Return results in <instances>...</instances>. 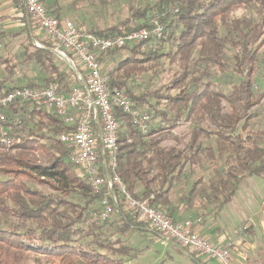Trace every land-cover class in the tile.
I'll return each mask as SVG.
<instances>
[{
    "label": "trees",
    "instance_id": "trees-1",
    "mask_svg": "<svg viewBox=\"0 0 264 264\" xmlns=\"http://www.w3.org/2000/svg\"><path fill=\"white\" fill-rule=\"evenodd\" d=\"M13 1L15 8H22L21 0ZM91 1L106 7L124 4ZM61 2L47 5L60 20L67 13ZM74 3L77 9L78 1ZM127 6V17L90 31L112 38L151 29L157 22L164 37L156 51L141 44L100 56L103 63L129 49L108 72V85L124 91L135 108L152 118L151 131L143 136L129 116L119 113L117 174L135 199L150 201L176 221L173 190L195 167L208 163L209 176L192 182L179 203L217 219L245 179H264V129L255 128L257 108L264 100V0H129ZM21 19L24 32L33 29L27 14ZM3 38L0 29L1 45ZM22 48L18 64L38 68L41 81L20 86L15 81L18 65L0 53V65L5 66L0 91L69 85L66 70L48 49L37 48L32 37ZM161 60L169 65V81L137 91L141 85L136 81L150 72L156 75ZM156 119L160 122L154 128ZM182 123L194 125L184 148L162 147ZM5 127L18 143L7 146L0 140V264H131L137 251H129L134 248L119 236L149 225L123 207L102 225L87 224L99 211V196L69 161V151L58 138L66 130L62 121L43 109L16 103L7 110ZM188 165L192 169L186 171ZM38 185L57 194H44Z\"/></svg>",
    "mask_w": 264,
    "mask_h": 264
},
{
    "label": "built area",
    "instance_id": "built-area-1",
    "mask_svg": "<svg viewBox=\"0 0 264 264\" xmlns=\"http://www.w3.org/2000/svg\"><path fill=\"white\" fill-rule=\"evenodd\" d=\"M51 0H21L27 14L45 38L34 41L37 48L49 50L64 66L69 76L66 83L43 87H20L0 91V140L12 146L18 141L8 136L5 127L7 110L12 104L27 103L58 117L66 130L58 137L69 151V161L81 173L90 191L99 196V211L87 222L102 225L111 219L115 209L135 214L161 236L188 253L204 256L218 264H233L232 253L237 242L221 246L194 229L201 221H174L150 201L137 200L117 174L120 156L119 113L130 117L140 135H149L152 118L135 108V103L122 90L109 87L110 77L103 71L100 56L118 49L148 44L153 51L164 37V28L155 22L151 29H141L112 38L100 37L69 19H57L47 5ZM48 43V45H47ZM153 198V197H152ZM246 228L239 229L240 238ZM240 240V239H238Z\"/></svg>",
    "mask_w": 264,
    "mask_h": 264
},
{
    "label": "rangeland",
    "instance_id": "rangeland-1",
    "mask_svg": "<svg viewBox=\"0 0 264 264\" xmlns=\"http://www.w3.org/2000/svg\"><path fill=\"white\" fill-rule=\"evenodd\" d=\"M61 1H62L61 4L66 5V9L64 10V13L65 11H67L66 15H64L65 17L62 16L61 18L69 19L77 27H84L89 30H91L93 27H97L98 29L104 28L110 24L115 23L121 18L127 17L129 13V9L127 6L129 0H122V3L124 4H120L119 6H117V4H114L112 6L110 3L107 5V7L98 2L93 4L91 0H61ZM76 1H78L77 9L74 3ZM0 19L3 20L2 23H0V29L4 31V38L2 40V45L0 44V53L3 56H9L10 59L13 60V63H16L18 65V69L15 72V81L19 80L20 86L26 84L28 80H35L38 82L41 81L42 75L41 72L38 71V68L30 64L29 65L18 64L21 62V60H23L21 58V52L23 51L22 46L24 44H28V39L30 37L24 36L22 34L23 33L22 28L19 25L6 21L4 16L0 17ZM31 26L33 27V32H37V33L40 32L38 31L39 29L34 25L33 21ZM33 39L40 42L46 41L42 34H39L37 36L33 35ZM127 50L121 52L115 57L106 58L102 63L104 68L103 71L106 73L111 71L120 59H123L128 55ZM55 60L56 63L58 64V67L60 69H64V66L60 64L56 58ZM160 65L161 67L159 66V70L156 75L150 72L148 74H145L141 80L140 79L137 80L138 82L136 81V85L137 84L141 85L140 86L141 88H139L140 90L137 91H142V89L148 86H150V89L159 88L161 85L169 81L168 79L170 78V73H169L168 63H166L164 60H161ZM3 76H5V66L0 65V79L3 78ZM229 87L230 86H228L227 84L225 88L228 89ZM262 88H263L262 90H264V82ZM257 111L259 112V118L255 122L256 124L255 128L257 130H262L264 129V100L262 101L261 105L257 108ZM159 122L160 120L156 119L155 125L153 127L154 128L158 127ZM193 128L194 125L191 123H182L180 126H178L176 130H174V132L171 133L170 138L164 141L162 147L169 148L175 146L178 147L179 149H183L184 145L188 143V141L190 140L192 134L191 132L193 131ZM189 169L191 170L192 168H190L188 165L186 171H188ZM209 174H210V166L208 163L204 164L203 167H195L192 173H190L187 177H185L184 180H182L180 186H178L173 190L171 200L174 202V204H176L177 199L180 198L181 195L187 190L188 185L196 181L201 176L207 178ZM81 176L82 175L80 174V177ZM35 187L39 191H42L44 194L47 195L55 196L57 194L54 193L49 187L44 185H38ZM242 199L246 201H244L243 203ZM251 202L254 204L255 208L257 207L259 208V205L261 204L263 205L264 179L254 177L244 180L234 200H232V202L222 211V213L216 219V225H218L222 229L225 237L231 240L230 242H233L235 238L237 225L240 224V222H244V221L247 222V220H249V217L253 213L252 210L255 209V208L252 209L253 206L252 208L248 206L241 207V204L249 205ZM97 206L99 208V204ZM191 212L197 213L198 218L188 217L185 219H190L192 222H195L196 220L203 221L201 220V218L203 219L204 217L202 216V214L204 215L203 211H200V209H195V210H191ZM200 216L202 217L200 218ZM254 224H256L255 225L256 237L261 238L260 229H258L259 224L255 223V220H254ZM140 228L142 231L140 230L127 234L125 233V235L119 236L120 240L122 239V241H125V243L128 244V246L134 248L133 250H129V251H137L135 256L136 259L131 264H160V263L161 264L162 263L163 264H196L191 259L190 253L175 245H171V244L167 245V243L165 244L163 238L159 236L158 233L154 231L150 226L143 225ZM116 237L117 236H115V238ZM227 244L225 245V247L228 246ZM193 256L195 257L197 256L196 260L199 261V263L201 264H207L206 262L210 261L208 260V258L206 259L204 256H200V257L199 255H193ZM210 262H214V264H217V262L215 261H210Z\"/></svg>",
    "mask_w": 264,
    "mask_h": 264
},
{
    "label": "crops",
    "instance_id": "crops-1",
    "mask_svg": "<svg viewBox=\"0 0 264 264\" xmlns=\"http://www.w3.org/2000/svg\"><path fill=\"white\" fill-rule=\"evenodd\" d=\"M13 0H0V17L4 16L5 20L11 23H14L16 25H19L22 28V34L24 36H27L29 34L30 37L33 38L34 36H37L39 34H42L40 32H33V29L28 28L27 32H24L23 30L26 27V23H23V11L19 8H15L13 5ZM2 19H0V23H2ZM28 22V20H27ZM2 26V25H1ZM21 30V29H20ZM36 33V34H35ZM35 41V39H34ZM40 42V41H39ZM254 178V177H251ZM249 179V178H247ZM246 180V179H245ZM189 186V185H188ZM243 200V199H242ZM180 198L177 199L176 205L178 207V211L174 213V218L176 221H183L186 220L185 218L193 217L198 218V214L195 212H191V210H188L185 205L179 203ZM246 200H243V203ZM252 204V205H251ZM242 206H253L252 209H254V204L251 202L249 205H242ZM239 208V206H238ZM253 213L249 217V220L240 222V224L237 225L235 238L233 242H237L236 249L232 253V261L233 264H264V251H263V240H264V202L263 205H259V208H255L252 210ZM222 213V212H221ZM220 215V214H219ZM197 216V217H196ZM202 216H204L202 214ZM200 216V218L202 217ZM258 217V218H257ZM257 218V220H256ZM201 221L199 224L196 225V230L199 232L203 237L206 239H209L210 241H213L217 244H221V246H225L227 243H229L231 240H229L227 237H225L222 229L216 225V219L207 216H204L203 219L201 218ZM253 220V222H252ZM255 223L259 224L260 229V236L261 238L256 237L255 232ZM258 221V222H257ZM246 228V232L244 234L243 238H240L238 231L241 227ZM240 239V240H238ZM262 241V242H261ZM206 262V260H205ZM207 264H214V262L207 261ZM218 264V263H217Z\"/></svg>",
    "mask_w": 264,
    "mask_h": 264
}]
</instances>
